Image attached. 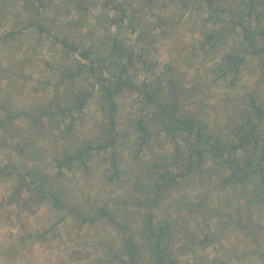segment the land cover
Masks as SVG:
<instances>
[{
	"label": "rangeland",
	"instance_id": "rangeland-1",
	"mask_svg": "<svg viewBox=\"0 0 264 264\" xmlns=\"http://www.w3.org/2000/svg\"><path fill=\"white\" fill-rule=\"evenodd\" d=\"M194 1L46 0L36 17L24 0H0V264H118L109 248L121 246L122 235L96 215L103 205L128 224L141 245L142 264H152L140 217L146 210L156 225L168 226V244L180 264H264V205L253 200L249 184L224 186L226 173L212 160L159 205L138 209L130 202L139 196L133 184H148L152 168L175 149L159 130L140 146L135 114L143 99L133 88L116 97V150L92 152L87 168L74 165L62 174L53 160L100 137L106 117L94 78L62 79L74 72L77 57L67 52L65 39L91 49L93 58L110 54L115 41L121 44L133 52L127 75L134 84L156 81L173 89L182 107L225 141L242 123L251 95L264 104V60L249 47L239 48L240 24L264 28V0H213L212 6ZM232 50L246 56L237 74L223 63ZM114 66L107 64V76ZM84 88L92 95L76 114L71 135L60 115H40ZM113 153L121 172L116 182L109 179ZM28 171L47 177L46 188L69 209L43 198L30 177L22 186L18 177Z\"/></svg>",
	"mask_w": 264,
	"mask_h": 264
},
{
	"label": "trees",
	"instance_id": "trees-1",
	"mask_svg": "<svg viewBox=\"0 0 264 264\" xmlns=\"http://www.w3.org/2000/svg\"><path fill=\"white\" fill-rule=\"evenodd\" d=\"M202 2H206L208 6L213 5V0ZM24 5L27 11L34 13L37 17L40 10L37 7L46 6V0H24ZM185 6L188 7L189 4L186 2ZM252 11L249 15H252ZM240 26L242 29L240 50L242 51L245 46L249 47L252 54L264 60V28L253 27L251 21H247L246 24L242 23ZM12 35L8 34V38ZM63 45L68 53H73L77 57L74 72L67 73L62 79L75 82L77 76L84 74L90 76L89 78H94V85L100 86L106 117L101 123L100 137L86 142L74 151H66L61 157H54L58 174H62L63 168H70L74 165L87 168V157L92 152L104 154L110 150H116L121 137L118 128L116 97L126 88H133L140 92L143 99V106L135 114V128L138 139H141L140 146L147 144L154 130H159L165 132L175 148L169 156L162 158L164 164L152 168L150 172L152 177L148 184H143L141 181L133 184L134 191L139 195L130 201L135 207L138 209L146 208V206L152 208L159 205L161 200L167 197L184 178L208 160H212L214 167L226 173L222 178L224 186L234 183L249 184L253 200L264 205V104L260 103L256 96H250L249 106L242 114V123L232 127L233 134L228 141H225L222 136L211 134L208 126L203 124L197 115L187 112L180 104L179 97L173 89L167 91L162 84L156 81L134 84L127 75L128 65L133 63V52L128 51L116 41L110 54L96 58L92 57L91 49L73 40L65 39ZM245 59V55L232 50L223 56V63L229 71L237 74ZM109 62L111 65L115 64V72H112L111 76L105 73ZM91 95V91L87 88L72 92L63 107L61 104L56 107L46 106L40 115L51 118L60 115L65 121L66 133L71 135L77 121L76 114L86 108ZM15 117L18 115L13 118ZM36 118L37 115H33L34 122ZM1 124L3 121L0 120V126ZM110 159L109 179L116 182L121 178L117 154H111ZM27 177H30V183L35 186L43 198L52 201L56 207L69 209L68 206L62 205L55 190L46 188L44 184L48 180L47 177L37 176L33 171H28L18 177L22 186L29 183ZM97 211L98 217L116 226L122 235L121 246H110L109 248L113 253L112 260L118 264H142L141 245L130 232L128 224L117 220L107 205L101 206ZM140 217L143 225V238L150 249V262L152 264H180L178 252H175L168 244L167 238L170 235L168 226L166 224L156 225L151 210H146ZM89 219L94 221L95 217ZM84 221L87 220L84 219ZM206 241L207 239L203 243H207Z\"/></svg>",
	"mask_w": 264,
	"mask_h": 264
}]
</instances>
